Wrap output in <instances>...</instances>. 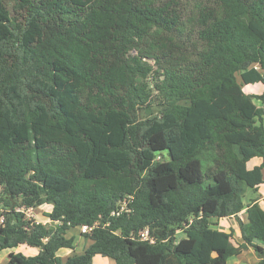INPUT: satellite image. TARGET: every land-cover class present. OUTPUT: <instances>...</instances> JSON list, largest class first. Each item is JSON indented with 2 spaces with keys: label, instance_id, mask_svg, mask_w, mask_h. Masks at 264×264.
<instances>
[{
  "label": "trees",
  "instance_id": "trees-1",
  "mask_svg": "<svg viewBox=\"0 0 264 264\" xmlns=\"http://www.w3.org/2000/svg\"><path fill=\"white\" fill-rule=\"evenodd\" d=\"M6 2L0 249L40 250L8 264H227L249 248L264 264V210L244 203L263 184L264 92L244 86H264V0H198L189 19L175 0H32L22 19ZM47 205L54 228L16 212ZM231 218L238 248L213 229ZM82 226L90 246L62 261Z\"/></svg>",
  "mask_w": 264,
  "mask_h": 264
},
{
  "label": "crops",
  "instance_id": "crops-1",
  "mask_svg": "<svg viewBox=\"0 0 264 264\" xmlns=\"http://www.w3.org/2000/svg\"><path fill=\"white\" fill-rule=\"evenodd\" d=\"M261 164H262L261 158H254L247 164V167L249 170H252L257 166H260ZM262 178H263V184H261L256 190H252V191L249 190L246 193L244 199L245 206H248V204H250L251 201L255 200L264 210V168L262 170ZM52 208H53L52 205H47L45 207V209H48L46 213H50L52 211ZM238 219L242 221H246L247 219L246 209L238 215ZM35 220L39 223H43L44 225L47 224H54L55 226L57 225V223L55 222H52L44 218L42 219L37 218V216ZM214 224L215 225L213 226V229L218 231L231 233V231L234 230L233 238L230 242L231 246L238 248L241 244H243V240L241 238V232L238 227V222L236 218L214 220ZM66 237L74 238L75 248L74 250H68V249L61 250L58 255L62 261H65L69 257H73L75 255H82L91 244L90 240L85 239L80 234V230L77 236L69 237L68 235H66ZM76 237H78L79 239H76ZM258 245L264 248V242L258 243ZM39 252L40 250L38 248L29 247L27 245H21L15 249H5V250L0 249V264H8L13 254L22 253L27 257H35L39 254ZM258 262H259V258L257 257L255 251L252 248H249L248 250H244L240 255L230 258L227 264H258ZM93 264H115V262L109 258H105L100 255H97L93 259Z\"/></svg>",
  "mask_w": 264,
  "mask_h": 264
},
{
  "label": "rangeland",
  "instance_id": "rangeland-1",
  "mask_svg": "<svg viewBox=\"0 0 264 264\" xmlns=\"http://www.w3.org/2000/svg\"><path fill=\"white\" fill-rule=\"evenodd\" d=\"M31 1L32 0H7L6 5H7L8 9L10 10V12L13 16L22 19L24 16L23 8L25 6H27V4H29ZM163 1L165 2L168 0H163ZM175 1L177 2V4H178L177 8L181 12L184 19H189L190 17L193 16L198 0H175ZM237 79H238L239 83L242 84V80H241L239 74L237 75ZM244 92L246 94L260 95L264 92V86L260 83L244 86ZM255 104L258 107L264 108V104L258 100H255ZM249 190L252 191L253 189H249ZM47 210L48 209H45V208H39V210H34V216H39V213L40 214H42L43 212L46 213ZM47 225L52 227V228L55 227L54 224H47ZM78 232H79L78 228H73L67 232V235L69 237L70 236H77ZM183 236L184 235L181 233L178 235V238L181 239ZM76 239H79V238L76 237Z\"/></svg>",
  "mask_w": 264,
  "mask_h": 264
},
{
  "label": "built area",
  "instance_id": "built-area-1",
  "mask_svg": "<svg viewBox=\"0 0 264 264\" xmlns=\"http://www.w3.org/2000/svg\"><path fill=\"white\" fill-rule=\"evenodd\" d=\"M0 190H1V188H0ZM126 205H127L126 201L121 203V206H122L121 210L122 211H124L126 209ZM126 211L129 212L128 210H126ZM16 212L23 213V214H25L27 219L36 221L35 220L36 216H34V209L17 208ZM3 223H4V217H0V224H3ZM37 223H39V222H37ZM95 227L96 226H93V227L82 226L80 228V232H81V234H86V233L91 232ZM139 239L140 240H150L148 231L146 230V231L140 232Z\"/></svg>",
  "mask_w": 264,
  "mask_h": 264
}]
</instances>
